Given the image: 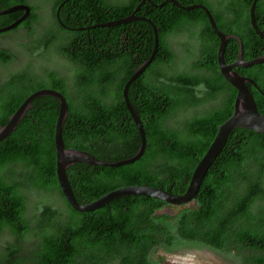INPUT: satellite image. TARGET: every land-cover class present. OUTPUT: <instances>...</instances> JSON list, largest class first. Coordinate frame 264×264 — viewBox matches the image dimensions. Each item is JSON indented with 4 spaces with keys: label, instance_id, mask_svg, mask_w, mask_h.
<instances>
[{
    "label": "trees",
    "instance_id": "obj_1",
    "mask_svg": "<svg viewBox=\"0 0 264 264\" xmlns=\"http://www.w3.org/2000/svg\"><path fill=\"white\" fill-rule=\"evenodd\" d=\"M49 1L51 18L57 12L58 21L71 30L61 29L53 20L41 34L37 56L51 50L65 56L70 85L52 72L31 79L26 66L6 73L0 84V126L32 92L56 90L67 105L61 127L65 149L104 162L131 156L140 140L121 90L132 70L149 57L153 27L157 35L154 59L126 91L145 138L142 156L117 168L70 166L65 176L75 201L82 205L126 186L183 194L217 127L231 114L235 96L218 73V41L205 16L198 11V17H190L171 6L145 4L139 14L151 25L138 21L132 26L73 30L123 19L141 0L120 4ZM149 1L158 5L163 0ZM20 2L30 7V23L23 27L29 36L38 20L37 9L28 0ZM251 2L216 0L215 7L206 5L220 32L240 40L244 61L264 53L263 42L248 23ZM16 15L0 17V26L13 22ZM253 19L264 35V0L255 3ZM191 24H203L208 37L195 33ZM13 33L16 30L9 34ZM184 36L188 42L178 45L183 67L166 71L164 67L177 57L167 38ZM23 50L28 56L27 47ZM236 54L237 43L227 40L224 62L232 63ZM13 56L9 50L1 51L0 66H7ZM202 60L206 64L200 67ZM233 71L253 81L264 95V63ZM246 87L257 112L264 115V98L250 84ZM91 99L97 103L89 104ZM57 111L55 99H34L15 130L0 142V236L10 238L0 246V264H161L157 252L208 250L229 255L245 249L251 253L243 264H264V136L231 130L197 194L186 205L172 207L142 196H125L90 213H77L65 203L55 180ZM32 192L50 198L33 203L27 218L25 195ZM26 238L32 244L23 250L19 244Z\"/></svg>",
    "mask_w": 264,
    "mask_h": 264
},
{
    "label": "water",
    "instance_id": "obj_2",
    "mask_svg": "<svg viewBox=\"0 0 264 264\" xmlns=\"http://www.w3.org/2000/svg\"><path fill=\"white\" fill-rule=\"evenodd\" d=\"M64 1L66 0L61 1V3ZM257 1L258 0H252L248 8V23L254 34L264 44V35L257 29L253 19L254 5ZM144 2L149 3L152 7H160L163 3L169 2L172 3L174 7L179 8V6H177L175 2L169 0L160 3L158 5H154L148 0H142L139 2V4ZM137 7L132 11L131 16L136 11ZM181 8L186 11L198 8L201 9L204 15L206 16L210 31L215 35L218 41V45L215 52V61H216L218 73L221 76V78L235 91L231 114L217 127L216 133L212 141L208 145L202 157L197 161L196 165L194 166L187 187L183 192V194L179 196H175L153 187L139 186V185L126 186L112 190L102 195L101 197L97 198L96 200L82 205V204H78L75 201L65 176V170L70 166L87 165V166L102 167V168H117L132 164L142 156L145 148V138L137 113L127 101L126 91L128 86L145 71V69L154 59V55L156 53L157 35L153 27L151 28L153 34V46L149 57L145 61L140 63L134 70H132L131 76L123 84L121 90V96L123 99L124 107L127 113L129 114L132 124L135 126L138 132L139 140H140L136 146L135 152L131 156H128L126 158L113 159L111 160V162H104L92 157L91 155L85 152L76 149H65L61 139V127L67 114V105L62 95L54 90L39 89L32 92L21 102V104L16 108V110L7 118L6 123L0 126V142H1L15 130L19 121L24 117L25 113L30 108L31 101L41 97H50L57 101L58 111H57V116L55 119L54 130H53L55 180L63 200L69 206V208L74 212L90 213L105 206L107 203L115 199L125 196H142L157 201H161L172 207H179L186 205L194 199L206 171L220 153L226 141V138L231 130L237 128L246 129L255 132L256 134L264 136V115L259 114L257 112L253 98L249 93L246 84H250L252 87H254L255 90L263 98L264 95L261 94L256 89L253 81H251L248 78L242 77L241 75L233 71V68L246 69L254 65L263 64L264 53L261 56L251 60H247V61L242 60L240 40L233 35H225L217 31V29L215 28V24L212 20V17L210 16L207 9H205L202 6H189V7H181ZM58 9L59 7L56 8V10ZM29 10H30L29 7L24 5H15L7 9L1 10L0 16L14 13L17 11L22 12V15L19 18H17L15 21L10 23L9 25L0 28V33H4L14 29L26 16H28ZM131 16L114 22L98 24L85 28H76L73 30H85L96 27H100V28L113 27V26L123 25L127 22L134 20H142L148 23L149 25H151L150 22L144 18H131ZM55 18L58 22V25L62 29L71 30L65 27L64 25H62L58 21L57 12H55ZM229 39H233L237 43V54L235 60L232 63L226 64L223 60V53H224L226 41Z\"/></svg>",
    "mask_w": 264,
    "mask_h": 264
},
{
    "label": "flooded vegetation",
    "instance_id": "obj_3",
    "mask_svg": "<svg viewBox=\"0 0 264 264\" xmlns=\"http://www.w3.org/2000/svg\"><path fill=\"white\" fill-rule=\"evenodd\" d=\"M20 1L21 0H0V11L4 10V9H7V8H9L11 6H15V5L28 6L27 4L21 3ZM67 1L70 2V0H66L65 3ZM121 1L122 0H114V1L111 2V4H120L118 2H121ZM165 1H167V0H163L161 3L165 2ZM169 1L175 2L177 4V6H179V8L174 7L172 5V3H169V2L163 3L160 7L171 6L173 8H176L180 14H185L187 16L189 15L190 17H198L197 16L198 15V13H197L198 11L201 12L203 15H204V13L202 12L201 9H198V8L186 11V10H183L181 7L202 6L205 9H207V11L209 12L207 6H212V7L216 6V0H196V2H192V3H189L190 0H169ZM180 3H183V4H180ZM145 4H148L149 6H151L149 3H146V2L140 3L138 5V7L136 5L132 10L127 11V14L125 15L124 18L130 17L132 11L136 7H137V9L133 13L131 18H142L140 16L139 12H140V9ZM29 9H30V7H29ZM10 14H17L15 19L13 20V21H15L17 18H19L22 15V12L17 11V12L10 13ZM209 14H210V12H209ZM6 15H8V14H6ZM6 15H2L0 17H5ZM210 16H211V14H210ZM205 19H206V16H205ZM30 20H31V15H30V10H29L28 16H26L14 29L9 30V31L4 32V33H0V52L3 51V50H7L8 49V48H6V46L4 44H2V42H4V40L9 35L19 34L20 32H24V34H23L24 40L27 42V44H25L26 46H24V47H27V51H28V56L27 55L23 56L24 57L23 63L17 58L16 53L13 51L12 53H13L14 56L12 58V61L7 66H0V84L2 82L3 76L6 73L17 71V70L23 68V66H26L28 71H29V76L31 77V79L45 78L46 74L52 72V73H56L57 75H59L60 77H62L64 79H66L67 85L69 86L70 85V80H69V75L66 73V62L64 60L65 56H63V55H61L59 53L57 54L53 50H51L45 56H42V57L39 56V55L37 56V54L40 52V48H41V44H40L42 42L41 41V34H39L38 30H36L34 28L32 33L29 36H26L25 34L27 32L23 29V27L25 25L30 23ZM49 20L51 21L52 24H53V20L58 24V22H57V20L55 18V15H54L53 19L51 18V8H50ZM212 20L214 22V19H212ZM138 21H142V20L130 21V22H127V23H125L123 25L132 26L134 23H136ZM40 22H41L40 16L38 15V20H37V23H36L35 27L40 26ZM206 23H207V27L209 28V24H208L207 19H206ZM214 24H215V22H214ZM7 25H9V24H7ZM7 25H5V26H7ZM187 25H189V24H187ZM257 25L259 27V26H261V23H257ZM5 26H0V28L5 27ZM215 28L217 29V31L220 32V30L217 28L216 24H215ZM191 29L195 33H198L201 36H204L205 38L208 37V32H207V30H206V28H205V26L203 24H197V25L196 24H191ZM14 30H16V33L9 34L10 32H12ZM63 30H65V29H63ZM209 30H210V28H209ZM65 31H68V30H65ZM211 34L215 37V35L212 32H211ZM167 42L172 47L173 45H175V46L177 45L178 46L181 43L188 42V39L185 36L184 37H177V38L168 37L167 38ZM21 47H23V46H21ZM181 58L182 57H180V56L174 58V60L171 62L170 65H167L166 67H164L165 70L166 71L176 70V69H179V68L183 67V64L181 63V61H182ZM15 60H18V62H20L21 64H17V65L14 64ZM88 63L92 64L93 61H88ZM205 64H206V60H202V62L199 63V66L201 67V66H203ZM42 89H44V88H42ZM62 97L64 98L63 95H62ZM88 103L91 104V105H95L97 103V101L95 99H91V100H89ZM25 197H26L25 216L27 218L31 217V206L33 205V203L46 201V200H48L50 198L47 194H44L42 192H32L30 194H26ZM6 240H10V238H7V236L1 235L0 236V246H2L3 245L2 242L6 241ZM31 244H32V240L30 238H26L25 240H20V244L19 245L22 246L23 250H28ZM193 251H197V252L205 251L206 254L213 256L217 260V262L219 264H243L245 259H246V257L249 256L250 253H251L250 250H248V249H245V250H242V251H238L237 253H234V252L231 251L229 253V255H218V254L212 253V252H210L208 250H193ZM219 258H221L223 261H221ZM58 263H59V261H58ZM52 264H54V263H52Z\"/></svg>",
    "mask_w": 264,
    "mask_h": 264
},
{
    "label": "rangeland",
    "instance_id": "obj_4",
    "mask_svg": "<svg viewBox=\"0 0 264 264\" xmlns=\"http://www.w3.org/2000/svg\"><path fill=\"white\" fill-rule=\"evenodd\" d=\"M32 5L37 9V14L40 16V26L35 27L38 30L39 34H42L47 27L52 26L51 21L49 20L51 3L49 0H28ZM106 3H111L114 0H104ZM125 0H122L118 3H123ZM24 32L19 34L9 35L2 44L8 48L10 52H15L17 58L23 63L24 60V46L27 42L24 40ZM182 40V39H181ZM173 45V44H172ZM23 46V47H21ZM173 53L178 57H181V51L176 45L172 46ZM14 64H21L18 60L14 61ZM21 67V66H20ZM206 254L205 251H193V250H179L174 253L164 254L161 252L155 253V257L161 258V264H217L214 260H211ZM218 257V256H217ZM223 261L221 258H219ZM227 262V261H226Z\"/></svg>",
    "mask_w": 264,
    "mask_h": 264
},
{
    "label": "bare ground",
    "instance_id": "obj_5",
    "mask_svg": "<svg viewBox=\"0 0 264 264\" xmlns=\"http://www.w3.org/2000/svg\"><path fill=\"white\" fill-rule=\"evenodd\" d=\"M211 260H214L217 264H219L218 262H217V260L213 257V256H211V255H207Z\"/></svg>",
    "mask_w": 264,
    "mask_h": 264
}]
</instances>
